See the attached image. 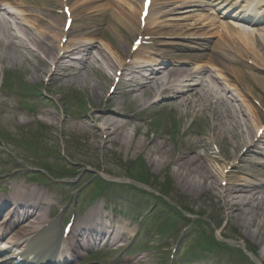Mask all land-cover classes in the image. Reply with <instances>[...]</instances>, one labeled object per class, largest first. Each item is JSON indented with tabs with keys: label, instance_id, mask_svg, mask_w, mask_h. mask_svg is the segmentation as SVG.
Returning a JSON list of instances; mask_svg holds the SVG:
<instances>
[{
	"label": "bare ground",
	"instance_id": "6f19581e",
	"mask_svg": "<svg viewBox=\"0 0 264 264\" xmlns=\"http://www.w3.org/2000/svg\"><path fill=\"white\" fill-rule=\"evenodd\" d=\"M5 1L12 4L19 2L21 5H31L29 2H24L29 0ZM32 5H35L33 1ZM243 8L244 10H248L247 7ZM122 9H124L123 6ZM4 11L6 10L0 6V49L3 51L0 59L7 60L9 58L11 61L16 62V57L19 56L25 63L40 65L42 64L40 55L42 52L48 59L44 63L45 67L48 68L51 63L60 67L62 60L65 59V56L60 55V52L63 51L65 46L64 48L60 45L51 47L46 42L44 34L46 36L48 35L47 26L40 28L47 29L45 32L41 30L40 33H35V31L39 32L38 26L46 21L36 14L31 18L33 14L29 13V10L19 12L24 18L16 17L18 26L15 30L2 13ZM119 11L117 10L113 15V19L120 23L124 29H129V22H122L120 18H117L118 16L120 17L118 14ZM243 11L242 14L245 18L250 19L253 17L252 15L246 14V11ZM34 19H36L35 23L33 21ZM149 28L159 30L162 27L161 25H149ZM235 32L237 36L228 39L226 45H230V47L227 51L245 57L241 47L243 45L249 46L251 45L249 43L254 42V38L251 36L253 33H249L246 30ZM59 35H61V32H59ZM158 40L156 39V42L158 47H160L164 43H158ZM260 43L262 46V40ZM76 46L74 45L72 49L73 53L79 50ZM103 46L99 44L98 47L91 46L87 48L86 57L88 56L93 61L91 63L88 62L84 68L87 74H79L80 71L65 74L61 73V69H59L58 71L64 79L62 83H71L76 81V79L86 80L87 76L91 74L88 71H92V67H95L100 60L107 65L108 69L112 71L116 70L114 63L115 60H120L119 56L117 53L112 52L111 57L105 50H102ZM93 49L96 50L95 53L92 52ZM88 58L87 61H89ZM223 60L227 63V60ZM233 60L235 63H239L235 59ZM229 65L227 63L228 67ZM223 68L221 70L210 68L213 72L205 68L202 73L194 74L193 72L189 73V71H179L180 69L178 68H171L167 71L159 70L156 72L155 70L158 69L154 66L150 71L158 79L154 78L152 81L158 83L163 80L161 87L156 91L157 84L155 83L149 87H146L145 84V91H142L144 89L131 90L129 97L131 98L130 104H133L132 108L135 111L133 116L147 110V96L156 91L154 93L156 97L164 98L166 95L173 99L174 103L180 105L186 103V106L191 111L190 116L200 113L205 114L206 122L209 126L208 129L211 132L220 133L221 131L224 133L222 135L223 141L229 149H232V155L229 157L232 161L239 159V162H243L244 158L249 157L251 154L263 155L264 135L258 137L257 133L262 126L264 127V123L257 109L252 106L251 101L253 98H259V101L261 99L264 101V98L259 95L260 91L264 93V78L254 73L248 76L232 68L230 70L225 68L224 71ZM126 73L127 69L123 68L122 77ZM58 75L60 74L57 73L56 77H59ZM53 80L55 82L58 79L54 78ZM93 94L98 96V90H94ZM98 97L101 98V95ZM60 103L68 104V102L62 101ZM160 103L158 102V104ZM99 111H101L100 114L93 115L89 119L82 118L79 121L75 120L72 125L65 120L59 122L58 117H52L51 114H48L51 116L48 120H50V124L53 126L61 124L70 127L80 137H86L93 141L96 144L94 146L103 150L104 153L112 152L117 153V155L125 154L130 156L145 155L158 171L172 166L174 168L173 174L176 182L183 190L194 197H200L209 191H215V196L218 200V212L229 223L236 222L240 226L249 227L251 231L248 235H253V238L262 245L260 254L264 260V224H258L259 217L257 216L261 212L263 216L261 220L264 221L263 187L249 183H245L244 186L237 189H229L227 185L226 187H222L221 183L225 179H223L222 173H217L212 166V162L215 159L210 158L208 142L201 141L199 144L184 142L177 151L172 152L169 145L163 141L161 136L158 139H147L148 133L142 135L141 126L137 125L131 118L128 117L129 120L123 122L122 118L126 117V114L122 113L121 105L113 108H99ZM240 120H242L243 124ZM252 120H255L253 124H251ZM10 121L14 123L13 118ZM98 123H101V126ZM132 125L136 129L134 135L129 132ZM244 128L247 130V133H245ZM253 128H257L256 135L251 132ZM138 135H141L140 137L144 136V138L137 137ZM218 136V134L214 135L213 139L216 141ZM243 148H248V150L245 155H240ZM199 149L205 150L204 155L199 154ZM224 170L225 167L222 168V172ZM10 188L12 191L10 196L0 199V211L2 208L11 205L13 207L8 217L10 219L19 217L26 223L23 226L24 234L18 232L16 236L10 239V244L17 246V241L22 236L28 235L27 237H29L31 234L36 241L30 238V241H27L28 243L26 242L27 244L38 245L40 243V245L44 244V246H49L47 242L41 241L43 239L38 234L41 232L46 236V239H52L50 232L55 225H53L54 221L49 218V211L47 210L56 197L54 198L49 195L46 197L44 191L37 190L38 187L35 185L25 186L14 183L10 184ZM108 217L101 214L98 207H93L91 212L74 224L68 240L70 247L76 249L77 247L81 248L93 244L101 236L108 238L109 246H116L119 242H124L125 236L129 233L128 229L121 226L115 228L113 220ZM1 227L2 225L0 224V230ZM253 228L258 229V231L254 232ZM258 237L260 238L257 239ZM55 239L62 240L63 235L61 236L60 233L56 234L55 232ZM38 240L40 241L38 242ZM48 248L43 247L39 249L46 250ZM24 251L27 252L29 250L27 248ZM136 264H139V262Z\"/></svg>",
	"mask_w": 264,
	"mask_h": 264
},
{
	"label": "rangeland",
	"instance_id": "374dc122",
	"mask_svg": "<svg viewBox=\"0 0 264 264\" xmlns=\"http://www.w3.org/2000/svg\"><path fill=\"white\" fill-rule=\"evenodd\" d=\"M76 1L77 0H72V3L70 5V8H72L74 6V8L77 9L78 13H76V15L80 16L82 14L87 13L88 10H85L84 7L78 8V6H77L81 0H78L77 2ZM115 1H119V0H115ZM58 3L59 2H54L53 5H52V7H51V9L52 10H55V12H56L55 14H53V16H55V17H57L59 15H62V12H63L62 11V9H63L62 6L58 5ZM123 3H124L125 6H127V10L128 11L126 12V14H128V15H134V16L138 15V8H139L140 4H139V2H137V0H124ZM99 5L101 6L103 4L100 3ZM107 5L112 6V4H110V2H108ZM93 6H95V5H93ZM93 9H95V8H93ZM47 14H49V13H47ZM137 17L139 18V16H137ZM137 17L133 21L135 24H138ZM47 19L51 20V19H53V17H50V18H47ZM52 21H55V20H52ZM62 23H63V20L62 21L59 20V21L55 22L56 26L60 25V27H62ZM114 24H117V21L116 20H114ZM111 25H113V23ZM79 26H81V25H79ZM119 30H120L119 27L116 28L115 30H112V29L109 28L107 30V33L109 35L112 34V36L111 35L110 36L113 37V39L118 42V40L121 41L124 38L123 35L121 34V32H119ZM125 36H126V40H125V44L123 45V47H124V50L126 49L127 51H129V46H130V43L132 42V39H130V37L128 35H126V34H125ZM113 39H111V40L114 43V45L116 46V43H115V41ZM122 51H123V49H122ZM258 57L259 58H257L255 60V62H259L260 65L262 67H264V62L261 59V53H259V56ZM18 60H19L17 62L18 65L17 66H10V70H13V69L18 70L21 67H26L27 70H28L27 77L35 76L33 70H37V69H35L33 67L30 68V66H26V64L22 61V59H18ZM7 68H9V64H8ZM88 76H87L86 80H84V81L83 80H80V79H77L75 81V84H71L67 88H69L71 90L72 89L73 90L74 89H78L79 91L76 94L81 93L80 96L83 98L84 104H85L86 107H87L88 104H95V106H97V104L100 105L101 98L107 92V89L109 87V82L106 80L104 74L99 69H97L96 71L91 72V74H89ZM94 90H98V94L102 95L100 99L98 97L99 95L97 96V95L93 94V91ZM65 93L68 94L67 91H64V89L61 88L60 89L59 96H62L63 97ZM259 93H260L259 94L260 96L264 97V93L263 92L260 91ZM69 95L71 96L72 94L69 92ZM9 98L10 99L11 98L12 99H16V97L15 96L13 97V95H10ZM104 100L105 99L103 98L102 99V102ZM261 102H263V103L261 104ZM252 103H253V105L256 104V107L258 108V112L262 116V112L264 110V101L263 100L262 101H259V98H254L253 101H252ZM258 106H260V107H258ZM0 108H1V105H0ZM40 108H43V105H40ZM36 110L39 111L41 109H36ZM51 112H52V114L56 113L54 110H51ZM2 113L5 116H9V114H7L5 112H2ZM182 113H183V111L182 112L180 111V113L178 114L180 116V118H178V115L177 116L176 115L175 116H169V114H166L164 117L160 118V119L165 118L166 125H174V126H172L173 131H174V134L173 135L171 133L165 132L168 135V136H165V138L168 141V145L170 146V148L172 150H173L172 144L179 137V133L181 135V132L180 131H182L183 133L186 131V129H184L185 128L184 127V124H185L186 121L182 117ZM166 117H169L170 119L169 118H166ZM5 118L6 117H0V120H1L2 124L5 126V128H12V127L8 126L5 123ZM68 118H70V117H68ZM240 122L243 124L242 120H240ZM154 123L156 124L157 122L155 121ZM205 128L206 127H204L202 129V132H206ZM158 131L160 132L161 129L158 128ZM244 131H245V133H247V130H245V128H244ZM252 131L253 130H251V132ZM0 133L3 134V135H6L5 133H3L1 131H0ZM163 133H164V131H163ZM188 133H190V134H188ZM188 133L184 134L182 139L189 140V136L190 135H191V137H190L191 140H193V138L196 137L195 135H193V133L191 131L188 132ZM218 135H220L219 136V142L220 143L218 145L220 146V148L222 149V151H223L224 154H226L227 156H229V155L231 156L232 155V149L231 148L229 149L227 147L226 143L223 141V137H221V135H224V133L220 131V133H218ZM1 150L2 151H5L4 149H1ZM1 156H2L3 160L0 162V167H2V169H6L7 168L8 169L7 172L8 171L10 172V170H11V166L9 165V162L10 161H9V159H5L8 155L7 154H2ZM251 160H252V162H257V163H259L261 161H264V159L261 158V157H253ZM107 161L108 160H106V162ZM108 163L110 165L109 166H105V165L102 164L101 160L98 161V165L99 166L101 165V167L103 169H105L107 172L112 169V166L111 165L113 163H115V162L114 161H108ZM147 166H148V169H150L152 171V169L150 168V166L148 164H147ZM213 168L218 171L219 165L217 163H215L213 165ZM117 171L120 172V173H123L120 170H117ZM111 172L114 173V169ZM243 178L246 179V180H249V181H253V182H256L257 179L264 180V177L263 178L262 177H259L258 174H250V175L245 176ZM1 181H3L2 178H0V182ZM177 192L183 195L184 200L182 201L175 194L173 196V200L178 201L180 203H183L182 206H184L187 209L192 210L195 217H197V216L200 215L201 217H204V219H206L208 221L211 220V223L214 224L215 226H218V225L219 226H222L223 225V222L224 221L223 220H220V219H217L215 217L216 216V213H214L215 212V209L213 208V206L215 205L214 202H211L210 203V201L208 200V197L207 196H205L203 199L202 198L201 199H197V198H194L193 196H191L188 192L186 193L185 190L183 191L181 189H178ZM207 193H208V195L210 194L209 192H207ZM210 215H211V218L212 219H209V216ZM257 216L259 217L258 224H262L263 225L264 224V221L261 220V218H263L262 213L259 212V214ZM214 218L216 219V221L214 220V222H213V219ZM231 223L232 224H227L226 230H224V229L221 230L222 236H221V234H220V236L223 239H219L218 238L220 241H225L226 239H224V238L225 237H228L227 239H229V240H226V241H228V242L232 243L233 245H235L233 242L239 241V239L241 238V236H243L245 238L244 239L242 237L244 239L243 240L244 243L245 242L250 243V244L254 245L255 247H257V249H260L261 244L257 240H255L253 238V235H248L249 232L251 231V230H249V227L246 228V226H239L235 222L234 223L231 222ZM253 229H254V232H257L258 231V229H255V228H253ZM216 233L218 234V232H216ZM241 233L243 235H241ZM259 238L260 237H258L257 239H259ZM155 240H156V238L154 239V246L157 248V246L160 244V241L159 240H156V242H155ZM170 242H172V241L171 240H168V243H170ZM235 246H237V245H235ZM162 254H163V251H155V252L152 253V257H159ZM156 255H158V256H156ZM137 258H139V257H137Z\"/></svg>",
	"mask_w": 264,
	"mask_h": 264
}]
</instances>
